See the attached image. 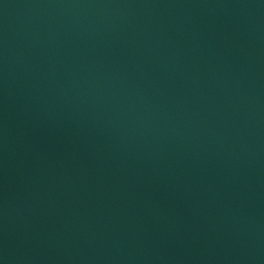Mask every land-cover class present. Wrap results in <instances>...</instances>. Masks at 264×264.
Listing matches in <instances>:
<instances>
[{
    "label": "water",
    "instance_id": "water-1",
    "mask_svg": "<svg viewBox=\"0 0 264 264\" xmlns=\"http://www.w3.org/2000/svg\"><path fill=\"white\" fill-rule=\"evenodd\" d=\"M0 264H264V0H0Z\"/></svg>",
    "mask_w": 264,
    "mask_h": 264
}]
</instances>
